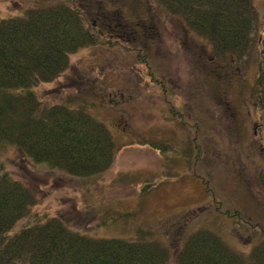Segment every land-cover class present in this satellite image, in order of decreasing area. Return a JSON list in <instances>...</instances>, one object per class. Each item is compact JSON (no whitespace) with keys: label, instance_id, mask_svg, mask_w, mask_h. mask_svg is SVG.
<instances>
[{"label":"rangeland","instance_id":"obj_1","mask_svg":"<svg viewBox=\"0 0 264 264\" xmlns=\"http://www.w3.org/2000/svg\"><path fill=\"white\" fill-rule=\"evenodd\" d=\"M54 2L0 0V19ZM85 2L121 5L124 20L148 27L146 49L140 56L105 45L81 49L61 77L34 90L46 105L79 97L121 150L108 172L79 178L8 148L7 168L36 196L14 232L59 217L92 238L147 232L176 251L192 233L211 230L249 254L264 239V0H255L251 49L234 63L217 59L207 39L155 0ZM146 142L168 144L170 159ZM231 211L245 220L226 216Z\"/></svg>","mask_w":264,"mask_h":264},{"label":"trees","instance_id":"obj_2","mask_svg":"<svg viewBox=\"0 0 264 264\" xmlns=\"http://www.w3.org/2000/svg\"><path fill=\"white\" fill-rule=\"evenodd\" d=\"M85 1L60 0L0 19V264H264V239L245 254L211 230L192 233L176 251L147 232L132 240L92 238L59 217L14 232L36 196L7 168L3 156L8 148L34 164L79 178L108 172L121 150L79 97L46 105L34 90L61 77L70 56L81 49L105 45L138 56L146 49L150 38L144 23L124 20L118 3L96 9ZM132 1L128 5L141 4ZM155 2L207 39L217 59L234 63L249 53L258 23L255 0ZM142 145L170 159L168 144ZM195 150L198 156L199 147ZM225 214L245 220L239 213ZM242 223L256 228L249 220Z\"/></svg>","mask_w":264,"mask_h":264},{"label":"flooded vegetation","instance_id":"obj_3","mask_svg":"<svg viewBox=\"0 0 264 264\" xmlns=\"http://www.w3.org/2000/svg\"><path fill=\"white\" fill-rule=\"evenodd\" d=\"M259 102H260L259 104L264 107V85L263 84L261 85V88L259 90ZM262 127L264 128V123Z\"/></svg>","mask_w":264,"mask_h":264}]
</instances>
